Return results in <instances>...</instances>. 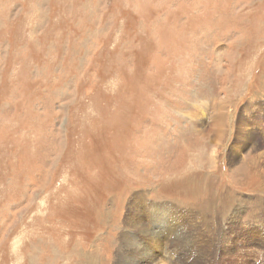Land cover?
<instances>
[{"label":"rangeland","instance_id":"rangeland-1","mask_svg":"<svg viewBox=\"0 0 264 264\" xmlns=\"http://www.w3.org/2000/svg\"><path fill=\"white\" fill-rule=\"evenodd\" d=\"M143 246L264 264V0H0V264Z\"/></svg>","mask_w":264,"mask_h":264},{"label":"bare ground","instance_id":"bare-ground-1","mask_svg":"<svg viewBox=\"0 0 264 264\" xmlns=\"http://www.w3.org/2000/svg\"><path fill=\"white\" fill-rule=\"evenodd\" d=\"M204 114V113H203ZM222 123V119H220V120H218L217 121V123H216V125L217 126H220V124ZM165 208L164 209H161V208H159V206H155V208L152 206L151 208H150V210L149 211H151V212H153V211H155L154 213H153V215H149V217H151V219L152 220H155V219H157L158 218V214H160V213H162V210H165V211H170V210H175L176 212L177 211H180V210H178L177 208H174L173 206H171V205H167V204H165V205H163ZM164 212V211H163ZM152 214V213H151ZM248 215H250V214H248ZM253 215V214H252ZM150 222V221H149ZM192 222H194V221H191V222H189L186 226H182L181 228H182V230H186L189 226H190V224L192 223ZM151 223V225H152V227H155L156 226V224L155 223H152V222H150ZM148 222H142V223H139V224H137L136 226H137V228L138 227H141V228H143V235L144 236H147V237H149V236H152L153 234H155V232H157V230H152V228H149L148 227ZM157 227V226H156ZM167 226H162V228L161 229H159L161 232H162V238H163V241L161 242V238L159 237V236H157V235H155V236H157V237H155L154 235H153V237H152V241L154 242V244H153V246H155L154 247V249H156L157 251H158V253L159 252H162V244H163V242H165V240H166V242L169 240L168 239V234H174V233H172V232H170V233H165V235H164V231H167ZM177 229V228H176ZM195 229H199V224H198V227H196ZM138 230V229H137ZM164 230V231H163ZM177 233H178V240L179 241H181V242H183L184 243V245H183V248H185V249H192L193 250V252L194 253H196L198 256H200V254H199V252H201L203 249H202V246L200 247L199 245L200 244H198V241H196V240H194V243H192V241H191V245H189L188 244V241L186 240V239H189L190 237H188V236H190V235H184L182 232H180V230H179V228L177 229V230H175ZM177 237V236H176ZM144 240V239H143ZM190 246V247H189ZM204 247V246H203ZM129 248H131V247H129ZM128 248V249H129ZM143 248L144 249H142V251L137 247L136 248V251H135V253L136 254H138V255H140V256H142L143 255V251H145V255H146V257H145V255L143 256L144 258H149V260L150 261H148L150 264H152V249H151V247H149V248H147V247H145V246H143ZM179 248V247H178ZM204 248H206V247H204ZM179 250L177 249V252H178ZM177 252L174 254V256L173 255H169L168 253H166V255H169V259L167 260V261H169V262H171V264L173 263V261L175 260V258H176V254H177ZM196 255V256H197ZM173 256V257H172ZM129 256H127V263H129L130 261H131V259L133 258L132 256H130L129 258H128ZM120 258V257H119ZM157 258H158V256H157ZM133 260V259H132ZM164 260V259H163ZM154 261V260H153ZM158 261V260H157ZM167 261H166V263H167ZM158 263V262H157ZM161 264V263H160ZM163 264V263H162Z\"/></svg>","mask_w":264,"mask_h":264},{"label":"trees","instance_id":"trees-1","mask_svg":"<svg viewBox=\"0 0 264 264\" xmlns=\"http://www.w3.org/2000/svg\"><path fill=\"white\" fill-rule=\"evenodd\" d=\"M142 116H143V115H142ZM137 121H139V119H138Z\"/></svg>","mask_w":264,"mask_h":264}]
</instances>
